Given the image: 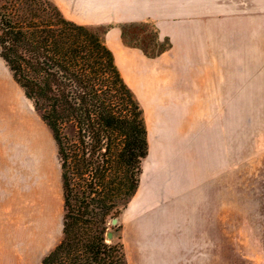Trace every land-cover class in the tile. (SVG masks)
Masks as SVG:
<instances>
[{"label":"trees","instance_id":"1","mask_svg":"<svg viewBox=\"0 0 264 264\" xmlns=\"http://www.w3.org/2000/svg\"><path fill=\"white\" fill-rule=\"evenodd\" d=\"M150 22V21H146ZM144 23V22H138ZM123 42L148 57L168 39ZM67 19L51 0H0V58L56 145L62 236L39 264H127L119 217L137 192L148 154L142 107L102 32Z\"/></svg>","mask_w":264,"mask_h":264},{"label":"rangeland","instance_id":"2","mask_svg":"<svg viewBox=\"0 0 264 264\" xmlns=\"http://www.w3.org/2000/svg\"><path fill=\"white\" fill-rule=\"evenodd\" d=\"M155 28L152 22L136 23L127 32L143 35L146 46L153 44ZM263 106V97H255L254 112L245 102L238 105L244 110L202 112L200 197L191 206L179 205L170 200L168 187L149 212L124 211L118 221L127 264H202V254L215 250L263 254ZM146 182L143 178L142 188ZM0 195V264H30L26 257L36 252L40 257L59 242L63 209L56 145L1 58Z\"/></svg>","mask_w":264,"mask_h":264},{"label":"crops","instance_id":"3","mask_svg":"<svg viewBox=\"0 0 264 264\" xmlns=\"http://www.w3.org/2000/svg\"><path fill=\"white\" fill-rule=\"evenodd\" d=\"M51 1L69 20L106 28L104 42L142 107L148 154L125 211L149 212L168 187L170 200L187 207L202 192V112L244 110L241 102L254 112L255 97L264 104V0ZM146 21L159 41L170 42L155 57L122 39V24ZM231 252H206L202 264H264V252ZM44 255L25 262L40 263Z\"/></svg>","mask_w":264,"mask_h":264}]
</instances>
